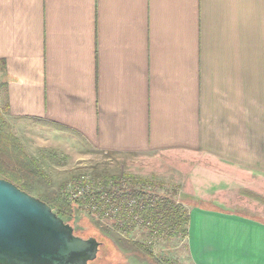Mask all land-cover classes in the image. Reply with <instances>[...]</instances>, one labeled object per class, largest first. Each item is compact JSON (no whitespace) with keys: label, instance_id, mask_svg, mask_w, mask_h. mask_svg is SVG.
Instances as JSON below:
<instances>
[{"label":"crops","instance_id":"crops-1","mask_svg":"<svg viewBox=\"0 0 264 264\" xmlns=\"http://www.w3.org/2000/svg\"><path fill=\"white\" fill-rule=\"evenodd\" d=\"M0 117L186 165L190 263L264 264V222L221 211L264 208V0H0Z\"/></svg>","mask_w":264,"mask_h":264},{"label":"rangeland","instance_id":"rangeland-1","mask_svg":"<svg viewBox=\"0 0 264 264\" xmlns=\"http://www.w3.org/2000/svg\"><path fill=\"white\" fill-rule=\"evenodd\" d=\"M12 133L21 144L13 129ZM19 136L24 142V147L21 144L24 152L37 159L39 174L32 178L25 177L22 191L48 206L57 197L70 203V211L60 218L73 228L76 236L82 239L94 238L100 244L96 259L89 264H191L187 256L189 218L186 226H180L169 234L150 233L140 217L136 226L131 228L128 225L124 229L120 226L122 222L117 219L112 221L93 215L84 205L83 198L75 197L72 190L83 181L91 188L106 180L124 177L127 187L144 188L145 192H150L154 201L160 198L174 200L188 216L192 209L200 205L199 199L195 198L200 192L195 187L196 177L189 176L187 172V176L180 175L182 169L185 173L186 165L182 167L180 163L171 162L173 168L167 170L164 164L169 162L150 156L129 160L123 156L118 158L95 152L73 140L58 145L50 138L45 143L32 130H25ZM189 163V169H196V161ZM67 186H70L68 190ZM228 197L227 205H233V208L223 209L222 212H233L264 222V208L260 207L263 202L260 204L251 195L239 194L237 198L236 194L231 193ZM259 198L264 201V198ZM236 199L239 206L234 203ZM133 244L143 246L151 256L145 255Z\"/></svg>","mask_w":264,"mask_h":264},{"label":"trees","instance_id":"trees-1","mask_svg":"<svg viewBox=\"0 0 264 264\" xmlns=\"http://www.w3.org/2000/svg\"><path fill=\"white\" fill-rule=\"evenodd\" d=\"M37 164L36 160L24 152L22 145L0 117V178L22 191L25 177L39 175ZM127 185L124 177L112 178L95 187L89 186L79 199L83 198L84 205L93 215L103 216L106 220L117 219L122 222L123 225L120 226L124 229L128 225L131 228L136 226L138 217L152 234H169L180 226L187 225L188 216L179 203L167 198L154 201L150 192H145L144 188L134 189ZM49 206L52 210H57L53 212L59 217L68 213L71 207L68 201L58 197ZM184 233L186 234V229ZM136 248L151 256L143 246L136 245Z\"/></svg>","mask_w":264,"mask_h":264},{"label":"water","instance_id":"water-1","mask_svg":"<svg viewBox=\"0 0 264 264\" xmlns=\"http://www.w3.org/2000/svg\"><path fill=\"white\" fill-rule=\"evenodd\" d=\"M99 246L76 236L46 203L0 178V264H89Z\"/></svg>","mask_w":264,"mask_h":264},{"label":"built area","instance_id":"built-area-1","mask_svg":"<svg viewBox=\"0 0 264 264\" xmlns=\"http://www.w3.org/2000/svg\"><path fill=\"white\" fill-rule=\"evenodd\" d=\"M89 185H87L86 182H82L80 185L74 186L72 188V190L74 191V196L81 198V196L83 195L84 191H86V189H88ZM70 188V186H67L66 190H68Z\"/></svg>","mask_w":264,"mask_h":264}]
</instances>
